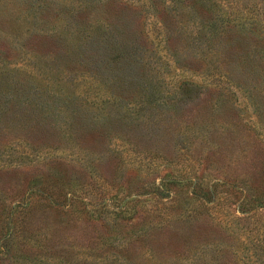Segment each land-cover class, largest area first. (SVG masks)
Wrapping results in <instances>:
<instances>
[{
    "label": "rangeland",
    "instance_id": "374dc122",
    "mask_svg": "<svg viewBox=\"0 0 264 264\" xmlns=\"http://www.w3.org/2000/svg\"><path fill=\"white\" fill-rule=\"evenodd\" d=\"M124 1L0 0V264H264V0Z\"/></svg>",
    "mask_w": 264,
    "mask_h": 264
},
{
    "label": "trees",
    "instance_id": "16d2710c",
    "mask_svg": "<svg viewBox=\"0 0 264 264\" xmlns=\"http://www.w3.org/2000/svg\"><path fill=\"white\" fill-rule=\"evenodd\" d=\"M117 2H120L121 5L124 4V6H127V2H125L124 0H116ZM262 183H259V187L258 185H252V184H244L243 186H239L238 190H240V192L246 196V199L244 198L241 202H239V204L237 205V209L239 212L243 213V214H250L252 213L254 210H256L257 208H263L264 207V176L263 178H261ZM166 183H173V184H185L184 180H180V179H173V180H169ZM163 189H168L169 188H164ZM21 206H27L28 202H23V203H18ZM18 204H16L17 207H20ZM3 205L0 203V225L6 224L7 228H6V232L4 234H2L3 239H7L10 234H13V229L11 230V228H13V214L9 213V216L6 215L7 219L5 220V216L2 212L5 211V207H2ZM3 208V211H2ZM14 209V207H13ZM4 217V220H3ZM26 217L24 216V219ZM174 225H171V228ZM4 228V227H3ZM167 228H169L167 226ZM0 238H1V233H0ZM4 244L6 245V243L4 242ZM258 249L262 250V252H264V248L260 245H258ZM7 255V248L5 249L4 246H2L1 241H0V256H6Z\"/></svg>",
    "mask_w": 264,
    "mask_h": 264
}]
</instances>
